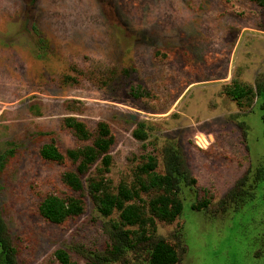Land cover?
Returning <instances> with one entry per match:
<instances>
[{"label": "rangeland", "instance_id": "1", "mask_svg": "<svg viewBox=\"0 0 264 264\" xmlns=\"http://www.w3.org/2000/svg\"><path fill=\"white\" fill-rule=\"evenodd\" d=\"M260 3L0 0V155L12 154L0 173V211L19 264H60L59 250L92 264L88 253L106 252L118 219L101 217L90 201L83 216L60 225L41 216L49 195H72L63 176L76 166L41 156L52 142L62 153L84 146L64 127L68 118L93 134L99 123L111 127L104 180L113 195L138 188L147 156L164 176L165 149L179 147L196 193L184 188L182 216L157 221L153 236L179 264H264L254 257L264 249V193L239 213L221 208L249 170L252 184L264 168V101L256 96L247 107L227 95L237 84L264 92ZM140 123L149 129L144 143L134 137ZM199 203L206 207L192 211ZM141 260L133 253L128 261Z\"/></svg>", "mask_w": 264, "mask_h": 264}, {"label": "trees", "instance_id": "2", "mask_svg": "<svg viewBox=\"0 0 264 264\" xmlns=\"http://www.w3.org/2000/svg\"><path fill=\"white\" fill-rule=\"evenodd\" d=\"M260 1L263 4L264 0ZM227 95L238 105L246 104L247 107H252L256 96L261 102L264 101V92L259 90L256 94L254 88L241 84L229 87ZM245 101L247 103H243ZM64 127L71 130L84 146L79 150L62 153L55 142H52L43 147L41 156L47 162L58 165L70 162L76 166L75 171L66 172L63 176L64 185L72 195H49L40 207L41 216L52 224L60 225L83 216L87 201H90L101 217L110 219L115 214L118 216L117 221L111 220L109 223L106 252L88 253L92 264H129V257L133 253L145 256L140 264H179L180 258L175 249L163 240L155 241L153 237L157 221L172 224L182 216L184 201L181 196L184 188L196 193L197 180L186 166L179 147L165 149L164 176L154 174L156 160L147 156L146 162L138 168V188L123 187L117 195H113L106 191L104 180V176L110 172L111 150L115 144L111 127L104 122L99 123L93 134L77 118L66 119ZM138 127L134 137L144 143L148 140L149 129L144 123H140ZM11 155V152L0 155V173ZM93 168L96 170L95 174L92 173ZM247 173L222 202L223 212L233 209L235 213H239L247 205L254 203L260 193H264V168L256 171L252 184L249 182L251 171ZM143 196L148 199L146 206L143 204ZM205 207L206 203H199L192 211H201ZM133 228H137V231L132 230ZM55 257L60 264H74L66 250H59ZM254 257L256 260L264 259V249ZM0 264H19L17 249L9 236L1 211Z\"/></svg>", "mask_w": 264, "mask_h": 264}]
</instances>
